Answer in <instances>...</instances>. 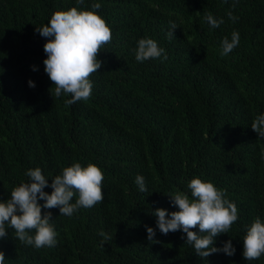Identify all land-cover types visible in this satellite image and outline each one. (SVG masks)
Wrapping results in <instances>:
<instances>
[{"label": "trees", "instance_id": "trees-1", "mask_svg": "<svg viewBox=\"0 0 264 264\" xmlns=\"http://www.w3.org/2000/svg\"><path fill=\"white\" fill-rule=\"evenodd\" d=\"M93 2L0 0V199L27 181L28 168L41 167L50 184L77 161L103 170L105 193L72 217L42 208L52 213L54 247L37 249L8 229L0 239L6 264H264V255L242 256L245 225L264 219V138L251 128L264 112V0H100L112 39L89 77L92 95L69 105L70 94L54 95L43 64L47 38L36 28L57 9ZM228 11L239 19L229 20ZM209 12L225 23L210 30ZM170 20L180 25L172 39ZM233 30L240 43L222 56L221 39ZM145 36L166 49L167 60H135ZM138 173L147 192L134 183ZM193 176L211 180L237 205L239 219L215 241L231 239L234 255L200 257L186 233L156 228L154 209L178 210L167 193L188 192ZM145 225L156 228L153 241Z\"/></svg>", "mask_w": 264, "mask_h": 264}, {"label": "clouds", "instance_id": "clouds-1", "mask_svg": "<svg viewBox=\"0 0 264 264\" xmlns=\"http://www.w3.org/2000/svg\"><path fill=\"white\" fill-rule=\"evenodd\" d=\"M82 3L83 0H76L77 5ZM101 7L100 0H95L90 7L57 9L46 23L36 28L42 37L47 38L43 45L46 53L43 64L44 71L54 82V95L59 98L70 94V98L65 100L69 105L87 100L92 95L93 82L89 77L101 67L98 52L112 39L110 25L97 11ZM227 16L233 22L239 19L232 11H228ZM203 19L210 30L225 23L224 17H215L211 12L205 14ZM178 26L176 21H169L166 33L169 39L175 37L174 30ZM239 43L240 33L233 30L230 37L225 35L221 39L220 55L227 56ZM133 53L137 62L156 58L163 62L168 58L166 49L150 36L139 38ZM32 69L38 70L35 65ZM28 85L35 87V81L29 79ZM251 128L258 133L259 138H264V112L255 115ZM24 175L28 177L27 181L14 186L9 198L0 199V239L9 234L8 229H14V237L27 245L37 249L54 247L58 243V234L51 223L52 213L46 211L42 215V208H58L60 215L72 217L79 209L91 208L105 198L103 170L92 162L82 165L77 161L62 167L58 174L51 176L50 184L39 166L26 169ZM134 183L140 192L148 191L144 175L138 173ZM46 187L52 191H45ZM187 189L188 192L167 193L171 196V204L178 210L169 211L162 207L154 209L156 228L165 235L177 230L186 233V242L200 257L217 252L234 255L236 248L231 239L220 245L215 241L219 234L229 233L239 219L235 202L229 200L224 190L211 180H203L199 176H193L187 182ZM41 200L42 204L39 202ZM197 226L198 231L192 230ZM145 227L147 239L153 241L156 228ZM100 236L104 243L107 235L103 230ZM242 241V256L247 261L264 255V219L257 216L245 225ZM0 264H6L2 250Z\"/></svg>", "mask_w": 264, "mask_h": 264}]
</instances>
